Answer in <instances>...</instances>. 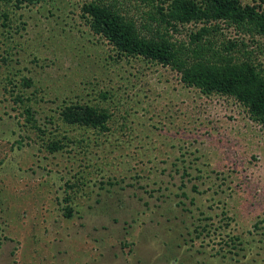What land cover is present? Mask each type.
<instances>
[{"label": "rangeland", "instance_id": "1", "mask_svg": "<svg viewBox=\"0 0 264 264\" xmlns=\"http://www.w3.org/2000/svg\"><path fill=\"white\" fill-rule=\"evenodd\" d=\"M90 1L0 3V264H264V120L182 78L201 62L264 76V35L123 0L176 49L165 65L95 34ZM73 103L107 111L105 128L65 122Z\"/></svg>", "mask_w": 264, "mask_h": 264}, {"label": "trees", "instance_id": "2", "mask_svg": "<svg viewBox=\"0 0 264 264\" xmlns=\"http://www.w3.org/2000/svg\"><path fill=\"white\" fill-rule=\"evenodd\" d=\"M43 0H0L3 5H12L21 8L24 4H35ZM121 6L123 0H92L84 5L85 16L95 34L106 38L121 55H142L162 64H175L176 49L162 35L146 37L144 33L146 22L139 30L134 20H128ZM160 8V7H159ZM2 26H9V15L2 13ZM1 17V16H0ZM163 19L172 27L180 23L192 21H220L227 20L229 24L252 25L248 28L251 33L264 35V7L260 3L243 4L241 0H173L170 9L162 12ZM153 20L154 18L151 17ZM216 27H220L217 22ZM204 31L209 30L203 27ZM231 47L237 45L231 43ZM181 67L183 65L180 64ZM183 80L189 86L199 88L203 93H229L236 95L245 102L251 115L257 120H264V76L255 70L250 62L241 65L227 64L220 66L217 63H199L198 67L185 69ZM26 85L32 84L31 79H24ZM15 101L24 103L21 94H17ZM31 112V108H26ZM63 120L69 124L91 127H104L109 117L107 111L97 105L87 103H73L65 107L62 113ZM54 149L61 146L58 141L53 142ZM58 144V145H57ZM72 209L67 208V216Z\"/></svg>", "mask_w": 264, "mask_h": 264}]
</instances>
